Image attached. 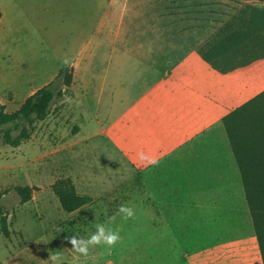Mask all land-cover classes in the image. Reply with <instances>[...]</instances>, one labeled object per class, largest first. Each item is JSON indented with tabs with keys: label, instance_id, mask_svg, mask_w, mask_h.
<instances>
[{
	"label": "crops",
	"instance_id": "1",
	"mask_svg": "<svg viewBox=\"0 0 264 264\" xmlns=\"http://www.w3.org/2000/svg\"><path fill=\"white\" fill-rule=\"evenodd\" d=\"M156 1L0 0V56L14 66L35 68L22 81L26 91L15 79L6 81L0 103L7 106L22 96L20 107L66 67L62 61L68 58L72 85L86 70L89 94L105 99L107 143L136 167L149 166L139 159L141 152L159 161L158 227H174L178 236L197 229L199 247L178 244L179 259L264 264L223 122L258 97L264 107V57L219 72L197 46L178 41L175 27L162 24ZM230 1L264 8L262 0ZM5 264H16L12 252Z\"/></svg>",
	"mask_w": 264,
	"mask_h": 264
},
{
	"label": "rangeland",
	"instance_id": "2",
	"mask_svg": "<svg viewBox=\"0 0 264 264\" xmlns=\"http://www.w3.org/2000/svg\"><path fill=\"white\" fill-rule=\"evenodd\" d=\"M155 5L164 16L162 24L175 27L178 41L186 40L188 47L198 50L218 38L224 24L243 8L230 0H159ZM32 69L14 66L1 55L0 88L15 79L20 91H26L22 81ZM83 72L64 98L53 104L48 117L35 123L29 140L17 147L0 144V206L11 232L9 238L0 233V264H5L9 252L16 264H52L49 255L55 253L68 264H185L177 249L198 248L197 229L178 236L174 227H158L156 166L136 167L107 143L105 99L89 94L87 71ZM21 98L8 103L7 111L17 110ZM67 177L78 193L92 197L73 213L62 209L51 188L57 179ZM17 186L34 187L31 200L22 203ZM122 204L132 207L135 217L123 220L117 215L109 223ZM98 223L121 228L122 239L115 247L97 246L85 257L64 240L72 234L87 238Z\"/></svg>",
	"mask_w": 264,
	"mask_h": 264
},
{
	"label": "trees",
	"instance_id": "3",
	"mask_svg": "<svg viewBox=\"0 0 264 264\" xmlns=\"http://www.w3.org/2000/svg\"><path fill=\"white\" fill-rule=\"evenodd\" d=\"M216 37L198 51L221 73L264 57V8L244 6L224 24ZM72 83L73 68L66 66L52 81L28 96L17 110L9 112L0 103V144L17 147L29 140L35 123L48 117L53 104L64 98ZM223 122L242 174L264 263V107L259 106V97L228 114ZM51 188L62 209L68 213L92 201L91 196L78 193L68 177L57 179ZM34 190L29 186L15 188L22 203L31 200ZM0 233L6 238L11 233L1 206Z\"/></svg>",
	"mask_w": 264,
	"mask_h": 264
},
{
	"label": "clouds",
	"instance_id": "4",
	"mask_svg": "<svg viewBox=\"0 0 264 264\" xmlns=\"http://www.w3.org/2000/svg\"><path fill=\"white\" fill-rule=\"evenodd\" d=\"M62 63L66 66H71V61L68 58H64ZM68 102L72 103L70 98ZM139 159L141 161H146L147 164L152 166H157L159 164L156 158L149 157L143 152L139 153ZM117 215L123 220L132 219L135 217V210L127 204H122L119 206L117 213L110 218L109 223L114 222ZM95 229V232L91 233L87 238L72 234L65 235L64 240L71 245L75 253L86 257L89 255L91 248L103 245L111 249L122 239L120 236L121 228L119 227L113 230L111 227H106L105 224L98 223L95 225ZM49 259L52 261V264H61L62 256L60 253L50 254Z\"/></svg>",
	"mask_w": 264,
	"mask_h": 264
}]
</instances>
